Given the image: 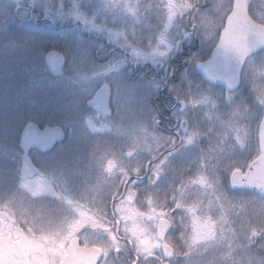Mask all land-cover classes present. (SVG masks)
<instances>
[{"label":"clouds","instance_id":"clouds-1","mask_svg":"<svg viewBox=\"0 0 264 264\" xmlns=\"http://www.w3.org/2000/svg\"><path fill=\"white\" fill-rule=\"evenodd\" d=\"M0 16V264H60L87 243L54 190L63 167L27 155L23 129L42 114L68 139L136 133L127 155L155 161L144 168L157 178L175 171L173 152L194 151L166 219L146 222L149 243L127 237L131 264H264V0H0ZM165 89L174 114L198 106L207 127L161 130L152 99ZM29 173L51 179L38 188ZM98 243L84 250L106 264L112 244Z\"/></svg>","mask_w":264,"mask_h":264},{"label":"trees","instance_id":"trees-1","mask_svg":"<svg viewBox=\"0 0 264 264\" xmlns=\"http://www.w3.org/2000/svg\"><path fill=\"white\" fill-rule=\"evenodd\" d=\"M3 16H0V23H3ZM26 26L24 25H16L14 26L15 30H23ZM56 35H58V30L57 33H53L50 35L49 38H55ZM55 50H57L54 47ZM58 51V50H57ZM190 51V50H189ZM179 56V55H178ZM177 56V57H178ZM182 56H186L185 54ZM176 57V58H177ZM175 62V61H173ZM183 68H181L182 70ZM180 73V72H179ZM148 85V87H146ZM145 89L146 91H154L155 89V84H146ZM149 88V89H148ZM198 116V115H197ZM36 123L40 128L47 127V126H55L57 125L54 120H50L46 114H42L39 118L33 121ZM64 129V128H63ZM65 131V139L64 141L60 144L62 147V154L64 155L63 160L60 163V166L63 167L64 172L66 169L72 168L71 170H74L76 172H89L91 170L90 166L92 164L96 163H104L106 160V156L109 155H117V151H124L123 147H126V155L130 151V149H133L135 147L136 141L138 139L137 134L135 133L134 136L130 137L125 134L121 135H116L114 133H107V132H99L97 133L94 137L89 138L88 140H76V139H68L66 135V129ZM122 141L127 142L125 145H123ZM203 146H208V141H204ZM177 148L179 145L176 146ZM114 149V153H111V149ZM0 151H5L3 147H0ZM170 152L168 149L165 152ZM121 153V152H120ZM124 152H122L123 154ZM47 154H40V153H35V157L33 161H42V159L46 160ZM193 150H187V151H179V152H173L172 156L170 157L173 165L175 166V171H169L168 175L166 178H157L155 177L154 179H151L152 182H149L147 177L142 178V179H132V182L125 188V193L123 194L122 197L119 198L118 201L124 200L125 197L127 196L129 191H134L135 195L133 196L134 202L132 203L134 205V208L137 211L140 212H145L146 206H148V194L153 193V199L156 200L155 203L149 204L152 208L157 209L158 211H170L171 210V201L174 195L177 197L179 196L178 192H174V189L176 188V185L179 183L180 177L183 175L185 177L191 175V171L189 170V160L191 157L194 155ZM129 156V155H128ZM140 160V167L138 172H130L129 169H120V172L123 173H118L117 172V180H118V187H119V195H120V190H121V185H120V180H124L125 177L126 180L130 178L132 175H143L144 174V165L148 161L147 158H140L137 157L135 152L129 158L126 160V163H129L130 166H136V160ZM52 161V160H50ZM68 165H77V166H71L67 167ZM127 165V164H125ZM88 166V167H86ZM152 165L150 166V168ZM106 171V170H105ZM102 172V179H103V191L105 188V181L106 178H111L107 177L106 174L104 173V168L101 169ZM123 177V178H122ZM39 178V176L37 177ZM78 178V177H77ZM171 185V187H170ZM158 190V191H157ZM103 200L101 203H95L94 206L92 207V211L88 208L89 203L85 204L84 207H82L80 210L82 212H85V208L89 213H91L93 216L95 214H98L102 217L109 216L108 210H109V205L110 202L109 200L105 199V192H103ZM127 204V202H125ZM84 205V204H83ZM115 205V203H114ZM70 211H73V208L68 205ZM74 214V212H72ZM172 215H177L174 211L171 213ZM110 217V216H109ZM106 219V216L104 217ZM117 218V217H116ZM106 221V220H105ZM109 223V224H108ZM111 223V224H110ZM108 227L110 225H114L113 221L109 218L106 226ZM94 227H88L87 231L85 232L84 236L82 237L83 241H86V244H92L96 246H100L98 241H104L105 238L107 237L105 232V226L100 227L99 226L93 225ZM105 228V229H104ZM98 230H101V233H99ZM111 238H112V251L109 252L106 257L104 258L106 264H120L115 262V257H114V252H115V247L119 248L120 251L118 252V259L120 261L125 260V259H132L131 257V251L125 253L123 251L124 247H129V245L125 242L122 241L121 239H117L115 236L114 230H111L110 232ZM120 236H124L121 232L119 233ZM140 259H143L142 257ZM153 264H156L155 261H153Z\"/></svg>","mask_w":264,"mask_h":264},{"label":"flooded vegetation","instance_id":"flooded-vegetation-1","mask_svg":"<svg viewBox=\"0 0 264 264\" xmlns=\"http://www.w3.org/2000/svg\"><path fill=\"white\" fill-rule=\"evenodd\" d=\"M184 54L186 56L189 55L188 48L184 49V52L182 53V55ZM174 61L175 62H173V64L177 65L178 68H177L176 76L172 78L173 80L178 78L181 68H184V65L181 63V55H179ZM169 71H171V69H169ZM157 79H159V77H157ZM174 103L175 101H173L172 95L168 93L167 89L160 92L158 96H155L152 99V106L159 113V117L161 121L160 123L161 130L171 135L176 134L174 130L175 128L182 129L185 126L191 128L192 124H196L197 120L195 119V116H197V113L199 111L196 106L189 105L187 107V111L185 112L182 109L181 105L176 104L175 111L178 114H174L173 109L171 108V105ZM134 135L135 133H131V137ZM57 144L56 146H58ZM57 149L59 150V147H57ZM168 150L172 151V149H168ZM110 151L114 153L113 148ZM36 152L40 153L38 151ZM146 163H147V167L150 168V166L153 163H155V161H147ZM71 166H77V165H68L67 167H71ZM72 168H75V167H72ZM72 168L66 169V171L62 173L64 177V181H65L64 198L67 200L68 205L72 207L74 210V209H81L82 207L85 206V204L89 203L88 208L92 211V207L94 206L95 203L102 202L103 195H104L103 192H105V199L109 200L110 202L108 213H109L111 220L113 221V224H115V231H114L115 236L117 239H121L122 241H125L128 244V239L119 235L118 222H117V218L115 216L114 210H113L114 203L118 202L119 198L123 196V194L125 193V188L132 182V179H142V178L147 177L148 181L150 182V178L154 179L155 176H153V174L150 171H147L144 168L143 175H132L130 178H128L127 180L121 183V190H120V195H119L117 173H113V176H111L110 179L106 178L105 188L103 191L104 183H103L102 172H101V169L103 167L100 162L96 164H92V166H90L91 170L89 172H82V173L76 172L74 170H71ZM74 215L76 216L78 222H81V223L83 222L84 224L85 218L81 219L79 214L76 215L75 212H74ZM84 234L85 232H81V236H80L81 239L84 236ZM83 247H98V246L85 243ZM116 249L117 247H115L114 249L115 250L114 257H115L116 263L131 264L132 260L136 258L134 253L131 251L132 259L127 258L125 260L120 261L118 259V252L116 251ZM65 254H66V251H65Z\"/></svg>","mask_w":264,"mask_h":264},{"label":"rangeland","instance_id":"rangeland-1","mask_svg":"<svg viewBox=\"0 0 264 264\" xmlns=\"http://www.w3.org/2000/svg\"><path fill=\"white\" fill-rule=\"evenodd\" d=\"M51 50H55L54 47L51 48ZM146 87H148V85H146ZM196 107L199 110L197 113L198 116H195V119L197 120V122H196V124H192V126H199L201 128H206L207 125L205 123L201 122L200 109L198 106H196ZM209 108H211V105H209ZM126 135L131 137V133H128ZM63 141H64V139H63ZM63 141H61L57 144L58 145L57 147H59V150L57 149L54 154L47 155L46 160H52L51 161L52 163L60 165L61 161L64 158V155L61 153L63 149L60 146V144ZM122 143H123V145H125L127 142L122 141ZM126 147L127 146L123 147L124 151H117V155L113 156V155L108 154L106 156V160L104 163H102V167L104 168V173L106 174L107 177L113 176V173H117V172L119 173L121 171L120 169H124V170L129 169V171L131 172L130 169L136 167V166H130L129 163H126V160L129 158V156L126 155V152H127ZM122 152H124V153L122 154ZM35 153H37L36 150H31V152L29 154L32 161L35 157ZM42 160H45V159H42ZM125 164H127V165H125ZM106 166H108V167H106ZM86 167H88V166H86ZM62 173H58L56 175V177L54 178V181H55L54 182V190L56 191V194L58 197L64 198L65 181H64V177H63ZM120 173H123V172H120ZM38 176H39V178H37V177L33 178V180L35 181L36 186L38 188L45 186V181L51 179V178L45 177L43 175H38ZM126 178L127 177H125L124 180H120V185L123 181L126 180ZM133 200H134V198L132 197V201H131L132 203L134 202ZM65 201H66V204L68 206L66 199H65ZM132 203H128V202H127V204L124 203L122 205L123 210L120 212H117L115 210V208H113L115 216L117 217L119 233L121 232L122 234H124V236H123L124 238H127L132 233H136V235L140 236L141 241L143 243L148 244L150 237L148 235L143 234L144 228L146 226V222L151 221L153 223H157L160 218L166 219V217L162 215V213H163L162 211H158L157 209L152 208L149 204H147L148 206H146L145 212H140L134 208V205ZM72 204H74V203H72ZM72 212H75L76 215L79 214L81 219L85 218L84 224H87L88 227H94L93 225H96V226H99L98 227V229H99L100 227H102V224H103V227L104 226H105V228L107 227L106 229L104 228L105 230H103V232H105V234L107 236L104 241H106L108 243L113 242L110 232H111V230L115 231V224L113 226L110 225L109 227H108V225L106 226V224L110 218L109 216H107L105 214L106 219L104 218L105 216L102 217L98 214H95V216H93L91 213H89L87 211L86 208H85V212H82L80 209H74ZM98 231H99V233H101V230H98ZM64 255H65V251L60 253L61 260H62ZM105 257H106V255L104 256V258ZM37 260H38L39 264H47V258L46 257H43V256L37 257Z\"/></svg>","mask_w":264,"mask_h":264},{"label":"water","instance_id":"water-1","mask_svg":"<svg viewBox=\"0 0 264 264\" xmlns=\"http://www.w3.org/2000/svg\"><path fill=\"white\" fill-rule=\"evenodd\" d=\"M48 55L51 63L55 65L57 63L59 52L52 50L49 51ZM205 70L209 73L214 71L212 68H207ZM100 103H103V98L100 99ZM23 138L26 146L29 149V152L27 153L28 156L31 150H37L40 153H46L48 152V149L63 141L64 130L60 126H47L43 129H40L35 123L32 122L23 129ZM29 175L31 176L30 173ZM34 177L35 176H31V178ZM163 220L165 219L160 218L158 222ZM73 239H75V237ZM85 248L92 249L96 247H81L79 250H66V254L63 256L60 264H92L94 257L91 255L90 251H85Z\"/></svg>","mask_w":264,"mask_h":264}]
</instances>
